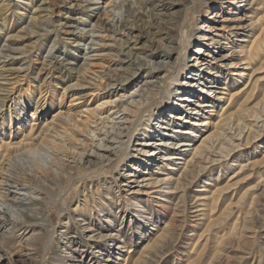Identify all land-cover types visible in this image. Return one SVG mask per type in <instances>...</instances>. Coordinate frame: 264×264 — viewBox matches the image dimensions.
Segmentation results:
<instances>
[{
    "label": "rangeland",
    "instance_id": "374dc122",
    "mask_svg": "<svg viewBox=\"0 0 264 264\" xmlns=\"http://www.w3.org/2000/svg\"><path fill=\"white\" fill-rule=\"evenodd\" d=\"M41 1L43 2V0H14L13 6L6 13V22L0 19V53L3 52L1 49L4 45L9 43L5 37L6 32H15L17 28L28 22L30 16L39 18L42 15H47L46 25L48 29L52 30L50 34L42 36L36 41L34 51L26 60L28 62L23 64V66H27L26 71L10 75L8 82L3 81L5 84H0V93H2L3 90L1 89L3 88L11 93L6 100H2L0 96V140L15 142L24 138L26 141L30 136L26 134L23 136L20 130L21 128H28L33 119L37 125L41 126L49 122L53 115L58 112H64L69 108L74 109L81 104L96 103L94 95L92 97L87 96L90 89L96 87L97 79L93 80V74L88 73L87 76H81V81H79L80 78L77 79L75 76L73 77V74H68L65 68H61L58 72L52 68L39 70L40 66L37 64L39 60L35 59L38 57L36 53H40V60L43 59L52 41L57 47L53 52L57 51L54 53L58 56V59L63 58L71 63L66 65V68H77V66L82 65L89 55L88 47H91L93 51L90 52L92 55L90 57L94 59L97 57L96 54H110L102 57L101 60L98 57L99 60H97L94 67V74L103 76V81L105 79L109 81L108 74L116 77L119 73L122 74L121 72L124 69H126L125 72L130 74L134 71L136 73L128 88L135 86V84L144 86V84L155 79L151 73H148L147 68L137 73V69L135 70L136 64L133 61L135 55L131 54L128 58H125V54H118L117 48L113 46H102L100 48L104 50L96 51L99 49V45L91 44L93 40L91 38L99 39L100 36L108 44L113 42L105 37L107 32L100 29L97 24L100 21H106L108 16L113 17L114 22L123 20L128 0H114L107 6L105 11H103V8L109 0H46V4ZM192 1L193 3L187 10L177 5L171 10H166V13L170 11L173 16H181L186 11L189 12L191 27L186 32V39H188L189 32L190 34L199 32L197 28L204 21L219 26L222 19H231L234 16V14L229 13L230 11L242 17H245L244 14L248 12L246 7L236 9L235 5H231L228 8V4L221 5V3L212 0L208 15L210 19L208 20L204 12V7L207 4H202L199 0ZM29 2L30 4H28ZM163 2L165 0H153L144 4L146 14H139L138 18L132 21L133 29H131V32L135 34V37L132 39L134 42L128 43L129 47L133 46L134 43H137V47L152 45L151 47L160 52L152 56L147 53H139L144 59L142 61L146 63L160 62L164 59L163 53L158 48L167 45V41L164 39L165 34H163L165 33V22H157L158 18L153 15L154 11L161 10L160 4ZM42 6H48L49 10H41ZM217 13L220 14V17L214 18V14ZM172 15L161 17L168 21L169 17H173ZM11 19H13V22ZM213 19L216 23L211 21ZM6 24L8 28L5 26ZM71 31L77 32L76 35H85V38L79 41L81 39L71 34ZM249 31V29L246 31L240 30L242 33H249ZM238 35L240 36L234 37H241L243 34ZM232 38L233 36H231V40L222 39L221 41H230L228 44L232 46L235 45ZM78 41L80 45L75 46ZM27 42L29 41H24V43ZM198 44L192 38L190 44L181 51L178 49L169 60H175L180 52L177 60L179 64H182L183 59L189 60L191 58L190 56L193 55V50ZM224 46L225 44H216L212 48V54L220 58V56L229 53L231 50ZM133 51L141 52V50L135 49ZM117 54L118 56H116ZM121 58H125V61L119 62L118 59ZM230 61L232 59H226L223 67H218L219 72L214 74L218 75V78H214L217 86L212 89L215 92L212 96L215 94V97H208L205 91L201 92L200 96H196L197 98L194 99L198 102L207 101L205 102L207 106L202 108L195 104L190 105V108L196 106L198 113L188 114L189 120L179 123V129L187 128L191 123H196V126H194V130H196L194 133L196 134L189 133L188 136H181L184 139H190L186 141L189 142L188 144L197 145L200 143L201 136H204L210 128L206 123L203 127L200 126L201 120L208 121L211 120L209 119L211 117L215 118L216 111L219 110L222 104H226V96L223 94L225 91L219 87L222 85L241 86L244 79H246V75L237 76L238 71H241L243 67L242 64L228 68ZM3 64L4 62L0 63V66ZM18 65L9 66L16 67ZM108 69H111V71ZM106 70H108V73ZM233 73H236V75ZM254 73L252 75L255 76L254 79L256 77L259 79L258 84L260 87L259 95L248 103V106L252 108L251 115L253 116L248 115V118L241 122L240 128L242 129L235 128L227 131V138L229 139L225 144L223 156L220 157L219 163L213 166L207 164V169L213 168L211 171L207 170L190 179L185 183L183 190L181 189L175 195L160 196L164 200L158 199V195L149 198L142 197V200H139L142 205V213H140L134 211L138 208L131 205L132 202L127 200V196L123 192H117L118 189L113 181L117 176V172L128 169L123 165L127 161H124L126 150H128L125 146L126 150H123L122 154L123 160L117 170H114L113 165L103 166L97 164L86 170H76L72 177L59 185L53 196V203L46 212L48 218L52 219L51 225L45 227L44 230V241L46 243L39 247L37 253L27 254L29 251L23 247L24 242L18 238L20 236L12 237V242L5 246L1 243L2 236H0V264H62L61 261L64 258L61 255H64L65 252H68L71 257H77L74 260H69L70 264H264V167L259 168L261 171L256 173L253 171L251 174V171L247 168L253 160L264 157V65L262 69ZM16 75H19L18 78L15 77ZM123 75H127V73ZM85 81L88 83H84ZM76 83H84L85 87L90 88L73 87ZM204 83L202 84L204 88L211 86V83ZM68 86H72V88H67ZM173 86L174 84L170 88ZM118 90L112 92V95ZM72 94L80 97L78 99V101H81L80 104L68 106L70 104L69 95ZM49 102L52 103V108L50 106L46 109ZM163 104L164 99L158 97L149 106L152 111L160 112L163 110ZM22 108H24V111H22ZM35 108H37V111L35 117L32 118L31 114ZM22 114L24 116H21ZM10 118L12 122L9 121ZM149 118V113L145 112L140 122L147 123ZM152 122L155 123L151 120L149 125ZM244 124L246 127H244ZM151 128H153V125ZM25 133H27V130ZM164 137L168 136L165 135ZM149 138L155 141L158 136L153 134ZM133 141L134 139L130 142V146L133 145ZM189 148H191V145L181 148L188 149L185 154L186 161L190 159V156H188L190 153ZM182 161H176L180 162L177 165L179 170H176L173 174V180L177 179L182 173V168H184ZM232 162L242 165L244 168L239 171L238 166H231ZM13 163L15 164L14 168L19 170L21 164L27 165L30 162L25 159H16ZM155 163L150 162V164L140 168H145L142 171H151L155 169ZM7 165V161L3 162V167H7ZM247 174L249 176L244 178ZM227 184L231 185H229V189L215 209L196 211L205 209L199 201L209 188H214V185L218 187ZM244 191L246 197L244 196L245 198L238 201L239 196ZM83 192L87 194L86 202L82 200L84 198ZM258 193H260L259 196H256ZM254 194L256 197L253 199ZM179 197L182 202L175 205ZM76 206L78 212L73 210ZM139 213L148 217V219L135 216ZM78 217L84 219L83 222L89 226L91 231H86L85 234L80 230V226L77 225V220H75ZM108 218L112 220L111 223L106 221ZM212 219L215 220L216 224L214 223V226L209 228L207 222ZM143 220L145 223H143ZM4 229V227H0V235ZM159 229H167L169 239L155 248L142 249L146 243L152 242V239L162 232ZM61 230H65L66 233L63 234ZM20 232L22 230L17 231L16 234ZM97 232L116 234V237L104 246L101 243L102 241L98 239L95 241L96 243H91L92 240H88L87 235L96 234ZM59 233L63 234L62 238ZM69 235L70 237H68ZM118 245L120 248H117ZM73 249L78 250L74 252ZM141 253H144L145 256L139 258Z\"/></svg>",
    "mask_w": 264,
    "mask_h": 264
},
{
    "label": "bare ground",
    "instance_id": "6f19581e",
    "mask_svg": "<svg viewBox=\"0 0 264 264\" xmlns=\"http://www.w3.org/2000/svg\"><path fill=\"white\" fill-rule=\"evenodd\" d=\"M113 1L109 0L103 11ZM150 1L153 0H128L123 20L114 22L113 17L106 15L108 16L106 21L98 22L99 28L107 32L105 37L113 42L108 44L103 40L102 36L99 39L91 38L93 39L91 41L92 45H99V49L96 51L104 50L100 48L102 46H113L117 48L118 54H125V58H128L131 54L135 55L133 61L136 64L135 70L137 69V73L147 68L148 73L155 77L154 80L149 81L144 86L135 84V86L128 88L136 73L134 71L130 74L125 72L126 69L116 77L108 74L109 81H106V79L103 81V76L94 74V67L99 58L101 60L102 57L110 54H96L97 57L94 59L90 57L92 56L90 52L93 51L91 47H88L89 55L85 58L86 61L82 65L77 66V68H66V65L71 63L63 58L61 60L58 59V56L54 53L57 51L53 52L54 49H57L54 41H52L43 59L40 60V53H36L38 57L35 59L39 60L36 63L39 64V70L41 71L52 68L58 72L61 68H65L68 74H73V77L75 76L77 79L80 78L79 81H81V76H87L88 73L93 74V80L97 79L96 87L90 89L87 96L92 97L94 95L96 103L81 104L74 109L69 108L64 112H58L53 115L49 122L41 126L37 125L33 119L28 128H21L20 130L23 136L25 134L30 136L26 141L24 138L15 142L0 140V227L5 228L0 236H2L1 243L3 246L9 245L12 242V237L20 236L18 238L24 242L23 247L29 251L27 254L37 253L39 247L46 243L44 241V230L45 227L52 223V219L48 218L46 212L53 203V196L59 185L72 177L76 170H86L97 164L103 166L113 165L114 170H117L122 163L123 150H126L125 146L128 150H126L124 161H127L123 165L128 169L117 172V176L113 181L118 189L117 192H123L127 196V200L132 202L131 205L138 208L134 211L142 213V205L139 201L142 200V197L149 198L153 195H158V199L164 200L160 196L175 195V193L181 191L185 183L190 179L207 170L211 171L213 168L207 169V164L213 166L219 163L220 157L223 156L225 144L229 139L227 138V131L235 128L242 129L240 128L241 122H244L248 115L253 116L251 115L252 108L248 106V103L259 95V79L257 77L254 79L255 76L253 77V75L255 74L254 72L262 69L264 65V0H214V2L221 3V5L228 4V8L231 5H235L236 9L241 7L244 9L246 7L248 12L244 14L245 17H242L230 11L229 13L234 14V16L231 19H222L219 26L211 25L209 22L204 21L197 28L199 32L193 34L189 32L188 39H186L185 35L191 27L189 12L186 11L181 16H173L170 11L166 13V10H171L176 5L187 10L193 1L165 0V2L160 4L161 10L153 13L158 18L157 22H165V33L163 34H165L164 39L167 41V45L157 47L163 53L164 59L160 62L146 63L142 61L144 59L139 53H147L152 56L160 52L151 47L152 45L137 47V43H134L133 46L129 47L128 43L134 42L132 39L135 37V34L131 32V29H133L132 21L136 20L139 14H146L144 4ZM199 2L207 4L204 7V12L209 20L208 15L212 0H199ZM42 3L46 4L47 1L43 0ZM13 4L14 0H1L0 19L3 22H6V13ZM41 10H49V8L46 6ZM164 15L165 17L172 15L173 17H169L167 21L161 17ZM213 17H220V14H214ZM11 21L13 22V19ZM211 21L216 23L214 19ZM46 22L47 15H42L39 18L30 16L28 22L17 28L15 32H6L5 37L9 43L4 45L1 49L3 52L0 53V63L4 62L0 66L1 85H4L5 81L8 82L10 75L26 71L27 66H23V64L34 51L36 41L42 36H47L52 31L47 28ZM7 24L5 26L8 28ZM123 28L126 30H123ZM247 28L250 30L249 33L240 32V30H248ZM76 33L71 31V34L81 39L79 41L85 38V35H76ZM238 34L243 35L235 38L234 36H240ZM231 36H233L232 40L235 45L230 46L228 44L230 41H221L222 39L231 40ZM192 38L193 41H197V44L199 43L200 45L195 46L193 55L190 56L189 60L185 58L183 63L179 64L177 59L180 52L175 60H169L178 49L181 51V49L183 50L190 44ZM26 40L29 42L24 43ZM79 41L75 43V46L80 45ZM216 44H225L224 47L231 51L217 58L212 54V48ZM134 49L141 50V52L133 51ZM125 58L118 60L119 62H124ZM226 59H232L228 68L242 64L241 71H238V73L236 71V73L237 76L246 75V79H244L241 86L230 87L231 85H222L219 87L225 91L223 94L227 97H225V101L227 100L226 104H222L219 110L216 111L215 118H209L212 121L201 120L200 126L203 127L206 123L210 128L204 136L200 135L202 137L200 143L197 145L188 144L189 142L186 141L190 139H184L181 136H188L189 133H194L196 131L194 130L196 123H191L189 127L182 129H179V123L187 122L189 120L188 114H197L196 106L202 108L207 106V103H205L207 101L198 102L194 99L196 96H200L201 92L205 91L208 97H215V94L212 96L215 93L212 89L217 86L214 78L218 75L214 74L219 72L217 68L223 67ZM13 64L19 65L16 67L9 66ZM250 67L253 69L252 71ZM108 70L111 71V69ZM108 70H106L107 73ZM124 73H127V75H123ZM236 73L233 74L236 75ZM18 76L16 75L15 77L18 78ZM181 76L183 77L179 78ZM89 78L92 79V77ZM204 82L211 83V86L204 88L202 86ZM84 83L88 82L85 81ZM84 83H76L72 86L89 89L90 87H85ZM170 84H174V86L170 88ZM72 86L67 88H72ZM117 89L119 90L112 95V92ZM1 90L3 91L0 96L2 100H6L11 93L7 92L6 88ZM95 91L97 92L95 93ZM158 97L164 99V107L160 112H154L149 104ZM69 98L70 104L68 106H75L81 103V101H78L80 97H76V95H69ZM192 104L196 106L190 108ZM50 106L52 108L51 102H49L46 109ZM23 109L22 111H24ZM36 111L37 108L32 111V118L35 117ZM145 112L149 113L150 118L147 123H142L140 121ZM21 116H24V114ZM151 120L155 121V123L152 122L153 124L150 123L151 125H149ZM9 121L12 122V119L10 118ZM152 125L153 128H151ZM244 127H246L245 124ZM26 130L27 133H25ZM153 134L158 136L155 141L149 138ZM165 135L168 137H164ZM133 139V145L130 146V142ZM188 145H191L188 155L190 159L186 161L185 154L188 149L181 148ZM16 159L29 160L30 163L27 165L21 164L20 167L18 166L19 170H16L13 163ZM178 160H183L184 168H182L180 176L173 180V174L176 170H179L177 165L180 162H176ZM5 161H7V167H3V162ZM150 162H156L155 169L142 171L144 167H140L146 166ZM231 166H238L239 171L244 168V166L237 165L235 162H232ZM263 167L264 157H261L253 160L247 168L251 171V174L253 171L255 173L261 171L259 168ZM248 176L249 174L244 178ZM231 184L218 187L214 185V188H209L199 201L200 205H203L205 209L196 211H211L215 209ZM260 193L256 194V196H259ZM245 194L246 192L244 191L239 196L238 201L245 198ZM82 195L84 197L82 200L86 202L87 194L83 192ZM256 196L254 194L252 198L254 199ZM179 202H182L180 197L175 205ZM77 206L73 209L76 212H78ZM140 213L135 214V216L148 219V217L142 216ZM75 220H77L76 223L80 226L81 231L84 233L91 231L89 226L83 222L84 219L78 217ZM106 221L108 223L112 222L110 218ZM143 223H145L144 220ZM214 223V219L209 220L207 226L209 228L213 227ZM21 230L22 232L16 234L17 231ZM159 231L162 232L155 236L152 242L150 241L151 244H149L150 242L146 243L142 249L155 248L169 239V231L167 229H159ZM61 232L63 234L66 233L65 230H61ZM59 234L62 238L63 234ZM115 237L116 234H102L100 232L87 235V239L92 240L91 243H96L95 241L98 239L102 241L103 246L108 241L114 240ZM73 250L75 252L78 249ZM144 253H141L139 258L144 257ZM61 257L64 258L61 261L62 264H70L69 260L77 258L71 257L68 252H65Z\"/></svg>",
    "mask_w": 264,
    "mask_h": 264
}]
</instances>
